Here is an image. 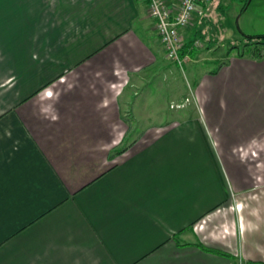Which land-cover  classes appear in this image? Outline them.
Returning a JSON list of instances; mask_svg holds the SVG:
<instances>
[{
    "label": "crops",
    "instance_id": "obj_1",
    "mask_svg": "<svg viewBox=\"0 0 264 264\" xmlns=\"http://www.w3.org/2000/svg\"><path fill=\"white\" fill-rule=\"evenodd\" d=\"M202 53L198 115L141 127L121 99L177 67L145 0H0V264L264 262V56Z\"/></svg>",
    "mask_w": 264,
    "mask_h": 264
},
{
    "label": "rangeland",
    "instance_id": "obj_2",
    "mask_svg": "<svg viewBox=\"0 0 264 264\" xmlns=\"http://www.w3.org/2000/svg\"><path fill=\"white\" fill-rule=\"evenodd\" d=\"M250 1L247 8L242 10L246 0H213L211 4L213 12L199 23L198 32L193 31L189 37L186 36L185 40L193 35L204 36L205 40L198 38L202 42L199 49L203 53L202 59L197 63L198 66H195L201 74L217 68L227 56L232 44H239L243 48L246 41L243 34H264V0ZM195 22L197 20H194L193 24ZM193 24L192 27H195ZM191 66L193 64L188 62L184 69L176 67L172 73L164 70L156 73L150 80L140 85L137 96H134V92L127 91L121 99L122 109L131 111L135 117L140 118L141 127L169 118L174 119L179 115H198L196 106L189 99L195 87ZM172 103L183 104V107L171 108ZM144 113L148 115L145 116ZM128 118L133 120L132 117ZM246 157L245 160L248 162H264V155Z\"/></svg>",
    "mask_w": 264,
    "mask_h": 264
},
{
    "label": "built area",
    "instance_id": "obj_3",
    "mask_svg": "<svg viewBox=\"0 0 264 264\" xmlns=\"http://www.w3.org/2000/svg\"><path fill=\"white\" fill-rule=\"evenodd\" d=\"M145 1L148 3L150 15L155 20L167 58L177 67L184 69L191 60V56L182 54L186 40L181 30L191 25L200 6L209 4L213 0H180V5L175 10L172 8L170 0ZM193 46L201 48V40L196 39ZM182 105L177 104L175 106L181 107Z\"/></svg>",
    "mask_w": 264,
    "mask_h": 264
},
{
    "label": "trees",
    "instance_id": "obj_4",
    "mask_svg": "<svg viewBox=\"0 0 264 264\" xmlns=\"http://www.w3.org/2000/svg\"><path fill=\"white\" fill-rule=\"evenodd\" d=\"M249 1L250 0H246L242 10H245L247 8V6L249 5ZM195 31H197V29ZM199 33H202V32H199ZM243 36L246 38V41L243 44L244 45L243 48L239 44H232L229 47V50L227 52V57H229L233 53H235L239 57H249V58H254V59L262 58L264 56V34H256V35H244L243 34ZM188 37H189V35H188ZM198 38L204 39V36L193 35V36H191V38L186 40L185 46L182 50L183 55L188 54L191 56V58H195L198 55L200 49L195 48L193 46L194 41ZM206 42H208L207 39H206ZM210 48H211V46H209L208 49H210ZM228 61H229V59H225L223 62H221V64L218 66V68L213 70L211 72V74H217L219 69L222 66L226 65L228 63ZM122 151H123V148L120 149L118 151V153H122ZM249 264H264V262L254 261V262H249Z\"/></svg>",
    "mask_w": 264,
    "mask_h": 264
}]
</instances>
